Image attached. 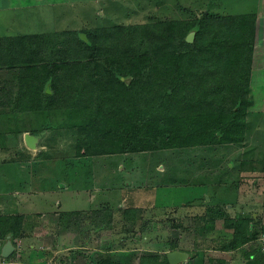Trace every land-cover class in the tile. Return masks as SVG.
<instances>
[{
    "label": "trees",
    "instance_id": "1",
    "mask_svg": "<svg viewBox=\"0 0 264 264\" xmlns=\"http://www.w3.org/2000/svg\"><path fill=\"white\" fill-rule=\"evenodd\" d=\"M256 22L254 13L203 11L183 20L151 18L0 38V135L34 136L37 149L45 148L39 155L50 158L45 136L72 139L68 158L221 145L245 149ZM247 149L241 172L264 178V153ZM246 192L254 196L252 189ZM224 209L206 207L205 229L222 219L226 228H251L245 242L257 243L264 231L260 219L252 213L232 220ZM100 212L96 228L110 229L113 212ZM77 216L61 219L80 229ZM24 220L0 216V239L23 237ZM166 255H135L134 263L169 264ZM203 256L197 250L193 264H203ZM122 260L95 264H125Z\"/></svg>",
    "mask_w": 264,
    "mask_h": 264
},
{
    "label": "rangeland",
    "instance_id": "2",
    "mask_svg": "<svg viewBox=\"0 0 264 264\" xmlns=\"http://www.w3.org/2000/svg\"><path fill=\"white\" fill-rule=\"evenodd\" d=\"M2 1L0 7L5 13L0 16V38L136 24L151 18L183 20L203 11L218 15L251 14L248 11L253 10L255 4V0H31L29 5L21 1L16 11L8 12L2 7ZM260 103H254L252 97L248 117L247 148H253L254 155L264 153V110H261ZM23 136L0 135V142L3 140L7 144L5 151L10 154L0 162V190L19 187L20 181L29 179L30 172L37 169L51 176V185L61 179L58 188L63 182L72 181L78 191L63 195L70 203L63 205V209L72 206L86 211V221H89L85 224L88 229L84 232L85 249L80 254L83 264H95L96 260L105 258L135 264V255H163L170 249L171 242L182 240L176 238L171 220L163 219L164 216H169L172 211L183 215L188 203L201 198L228 205L237 198L230 181L237 176L234 162L242 156L243 147L221 145L78 159L68 158L72 139L69 142L62 136H45L46 143L52 146L47 153L52 154L50 158V155L42 157V154L28 151ZM17 141L21 146L16 145ZM34 161L40 162L36 164ZM36 181L38 179L34 177L33 182ZM243 182L246 183L241 202L247 203L244 206H247L246 213L256 214L255 218L264 225V178L245 175ZM53 186L56 187V182ZM248 189L253 190L254 196H248ZM72 198H75L73 202ZM122 205L143 209V217L135 223L132 231L123 222ZM107 206L114 208L116 219L109 230L97 229L99 219L93 222L96 214L90 212ZM161 218L163 221L159 223L157 219ZM180 222L181 219L178 224ZM94 230L96 232L92 234ZM185 241V247H188L187 235ZM61 264L73 263L64 260Z\"/></svg>",
    "mask_w": 264,
    "mask_h": 264
},
{
    "label": "crops",
    "instance_id": "3",
    "mask_svg": "<svg viewBox=\"0 0 264 264\" xmlns=\"http://www.w3.org/2000/svg\"><path fill=\"white\" fill-rule=\"evenodd\" d=\"M21 1L24 2V5L32 3L31 0H3L2 3L4 5H2V7L8 12L16 11ZM248 12L256 14L257 17L250 89L254 103L260 101L261 110H264V94H262V92H264V0H255L254 9H250ZM3 13H5V11L0 7V16ZM18 141L16 145L21 146ZM1 142L0 162L3 157L6 158V156H10V154H7L5 151L7 144H5L3 140ZM24 147L31 153L45 151V148L29 150L25 142ZM245 151L246 150L243 149L242 156L234 162L235 168L237 169V176L230 181V185L236 190L237 198L231 205L221 201L211 203L212 201L210 198L206 200L201 198L197 201L188 203L186 206L187 209L183 215L177 211H172L169 216L166 215L163 217V219L168 218L171 220L173 230L177 232L176 238L182 239H175L174 242H171V246L176 245L177 247L173 250H171L170 247L167 253H165L168 254L173 251L185 253L187 255L186 261L179 264H193L195 260L194 254L197 250L204 254L203 264H264V260H262L264 259V255L261 254L258 243H256L255 246L254 242H245V237L247 238L250 235L251 228H248L246 231L243 230V228L235 229L231 226L226 228L224 227V221L222 219H217L214 229L211 230L205 229L203 222L205 209L209 205L224 206V217L231 218L232 220L238 218L240 215L243 216L247 214V206L244 207L247 203L241 202L242 189H245L243 185L246 183L243 182V178L246 173H242L239 167L241 160L244 159L243 156ZM35 155L36 154H33L32 156ZM39 162L34 161L36 164H39ZM232 167L233 165H231V168ZM30 174L28 176L29 179H24L25 182L20 181L23 185L21 184L17 188L3 187V189L0 190V216L20 215L25 218L22 226L24 236L16 239H11L9 236L5 240L0 239V252L4 245L10 241L14 247V251L10 256L13 260V264H61L64 260L67 262L71 260L73 264H83L81 260L83 256L80 254L84 251L86 245V240L84 238L86 211L73 209L72 206L63 209V205L70 204L67 202L68 199L63 195H72L78 191V189L74 188V183L72 181H65V183L63 182V185L58 188V185L62 182L61 179L53 181L51 185L49 180L51 181L52 178L45 171L37 169L34 172L31 171ZM34 177L38 179L35 183L33 182ZM55 182L56 187L53 186ZM202 184L203 183H201V185ZM60 195L61 198H57V196ZM248 196L251 197V195ZM53 197H55V199ZM71 200L73 202L75 198ZM127 207V205L126 207L122 205L120 214L122 218H124L123 222L130 226V230H133L135 223L143 217V209L136 206ZM104 209L111 210L114 214V220L116 219V212L114 208H110V206L101 207L97 212L91 211L90 213H95L97 215L98 212ZM123 209L128 210L127 213L130 214L129 218L123 217ZM68 213L78 214L76 218L78 221L80 220V229L77 227L78 224H76V228H74L72 224L67 223V217L61 219L63 214ZM255 216L256 214H254V217ZM98 217L99 215L93 220L99 219ZM163 219L157 220L160 223ZM179 219L182 220L180 224H178ZM159 223H157L158 227L160 226ZM95 232V230L91 231L92 234ZM182 232H185L184 235H182ZM185 235L189 237L188 247H185V244H187ZM229 242H233V244H229Z\"/></svg>",
    "mask_w": 264,
    "mask_h": 264
},
{
    "label": "water",
    "instance_id": "4",
    "mask_svg": "<svg viewBox=\"0 0 264 264\" xmlns=\"http://www.w3.org/2000/svg\"><path fill=\"white\" fill-rule=\"evenodd\" d=\"M24 142L29 150H35L36 149V143L38 141V138L31 136L29 134H24ZM14 251V247L11 244L10 241H8L4 247L1 250V255L4 258H9ZM167 261L169 264H179L183 261H186L187 255L180 251H173L169 252L166 255Z\"/></svg>",
    "mask_w": 264,
    "mask_h": 264
},
{
    "label": "built area",
    "instance_id": "5",
    "mask_svg": "<svg viewBox=\"0 0 264 264\" xmlns=\"http://www.w3.org/2000/svg\"><path fill=\"white\" fill-rule=\"evenodd\" d=\"M257 242L259 244L261 253L264 255V231L260 234ZM0 264H13V260L10 257L9 258L2 257L0 252Z\"/></svg>",
    "mask_w": 264,
    "mask_h": 264
}]
</instances>
